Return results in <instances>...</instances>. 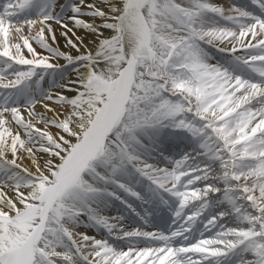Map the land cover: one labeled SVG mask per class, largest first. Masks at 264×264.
Masks as SVG:
<instances>
[{
    "label": "snow or ice",
    "instance_id": "6c2138e0",
    "mask_svg": "<svg viewBox=\"0 0 264 264\" xmlns=\"http://www.w3.org/2000/svg\"><path fill=\"white\" fill-rule=\"evenodd\" d=\"M0 264H264V0H0Z\"/></svg>",
    "mask_w": 264,
    "mask_h": 264
}]
</instances>
